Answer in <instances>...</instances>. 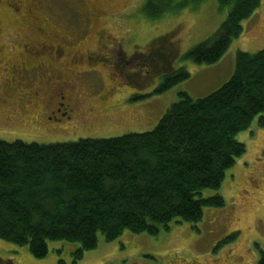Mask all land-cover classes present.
Returning <instances> with one entry per match:
<instances>
[{
  "label": "trees",
  "instance_id": "16d2710c",
  "mask_svg": "<svg viewBox=\"0 0 264 264\" xmlns=\"http://www.w3.org/2000/svg\"><path fill=\"white\" fill-rule=\"evenodd\" d=\"M203 0H147L142 13L157 20ZM226 9L212 38L183 58L214 64L243 32L261 0H217ZM170 37V36H167ZM166 37V38H167ZM190 74L179 68L155 91H167ZM154 129L107 138L38 144L0 139V239L28 246L35 258L49 241L77 243L75 260L124 230L157 235L169 223H196L204 207L219 208L225 172L245 153L236 139L255 117L264 126V47L237 50L230 79L198 99L180 92ZM264 264V254L258 262Z\"/></svg>",
  "mask_w": 264,
  "mask_h": 264
},
{
  "label": "rangeland",
  "instance_id": "374dc122",
  "mask_svg": "<svg viewBox=\"0 0 264 264\" xmlns=\"http://www.w3.org/2000/svg\"><path fill=\"white\" fill-rule=\"evenodd\" d=\"M55 1L57 4L62 2L63 5H57ZM146 1L90 0L91 4L97 5L109 15L123 7H132L131 15H113L102 18L97 23L99 26L104 25V30L112 37H121L120 32L127 35L124 40L119 39L120 42L124 41L127 48L135 45L139 46L140 52L147 53L150 42L170 36L165 39L170 47L167 49L165 46L161 57H165V63L171 64L173 70L185 68L190 74L188 79L157 94L155 91L162 84V79L154 76L152 72L150 75L145 73L148 86H130L129 92L125 77L117 72L116 78L124 88L123 95L134 98L132 104L144 98L148 101L147 105L137 107L138 109L96 111L87 116L81 122L82 125L72 132H52L47 129L31 131L17 123L10 128L0 120V139L9 143L21 140L28 144H51L76 141L79 138H107L128 132L150 131L171 104L178 100L180 92L187 93L193 99L213 93L233 74L237 50L252 53L264 47V43H258L264 36V0H261L259 8L252 15L258 12L256 17L247 23L246 32L243 31L238 38L233 39L225 54L214 64H196L183 56L196 45L212 38L224 22L226 9L221 10L217 0H203L195 8L184 7L178 13H166L154 21L146 18L141 11ZM27 2H32L33 13L45 20L47 30L50 28L51 31L69 32L74 23H80V17H83L75 11H82V6L72 0ZM13 13L14 11L11 13L0 7V52L7 57L20 54L24 42L27 41L24 36L27 29L23 22L24 17ZM249 19L251 17L243 21V27L244 22ZM117 22H122L124 28L117 27ZM89 46H96L93 36L88 43L85 41L77 45V49L84 53ZM67 48L75 49L73 46ZM101 48L96 49L98 53H109L117 57V46L110 51ZM168 51H171L169 56ZM109 54L106 55L107 58ZM109 61L105 62V67L98 66L106 89L113 86L108 77L111 71L107 68ZM149 64L154 68L151 60L144 68L147 71L150 70ZM139 66L140 63L133 60L129 68L138 70ZM81 86L87 88L85 83H81ZM91 96L96 99V95L91 93ZM132 104L129 101L127 103ZM236 139L245 145V153L225 172L218 189L206 188L201 192L202 198L219 194L224 200V206L204 207L200 221L192 224H177L173 221L169 223L168 231L161 227L157 235L124 230L110 242L105 241L99 234L97 247L85 251L78 260L73 255L78 247L77 243L49 241L47 255L35 258L29 252L28 246H19L0 239V264H8L10 260L13 264H132L139 260L144 262L142 264H259L261 251L264 254V126L259 125V117H255L247 129L238 132Z\"/></svg>",
  "mask_w": 264,
  "mask_h": 264
},
{
  "label": "flooded vegetation",
  "instance_id": "af4514ba",
  "mask_svg": "<svg viewBox=\"0 0 264 264\" xmlns=\"http://www.w3.org/2000/svg\"><path fill=\"white\" fill-rule=\"evenodd\" d=\"M44 1L52 3L54 0ZM72 1L82 6V11L74 9L83 17L77 16L81 18V22H75L71 31L63 33L45 28V20L33 13V1L29 4L27 0H0V7L11 13L14 11L13 14H18V17L21 15L24 17L23 22L27 28L24 33L27 41L24 42L20 54L7 57L0 52V120L10 128L17 123L31 131H40L39 129L52 132L76 131V128L82 125L81 122L96 111L138 109L137 107L148 104L144 98L132 104L134 98L123 95L124 88L116 78L117 72L125 77L127 89L130 86L146 88L148 86L146 74L150 75L151 72L162 81L176 72L171 64L165 63V57H161L165 46L167 49L170 47V44L166 43V38L150 42L147 53L140 52L139 46L127 48L124 41L120 42V38L124 40L123 38L127 37L124 33L120 32L119 38L112 37L104 30V25L97 24L102 18L109 16L131 15V6L123 7L109 15L97 5L91 4L90 0ZM114 24L116 25L115 22ZM117 25L124 28L122 22H117ZM92 36L96 39V46H89L84 53L77 49V45L85 41L88 43ZM115 41L118 43L114 44ZM68 46L75 49L69 50ZM115 46L117 57L109 53H98L96 50L102 47L101 49L107 48L110 51ZM171 51L167 52L168 56ZM133 60L140 63V69L129 68ZM151 60L154 62L152 65L154 68L149 64L150 70L147 71L144 68ZM108 61L107 68L111 70L108 77L113 86L106 89L105 80L98 66L105 67V62ZM81 83H85L87 88H83ZM130 90L131 88L128 89L129 92ZM91 93L96 95L95 100ZM128 101L132 105H127ZM138 262L132 264L144 263L140 260ZM7 263L13 264V261Z\"/></svg>",
  "mask_w": 264,
  "mask_h": 264
},
{
  "label": "crops",
  "instance_id": "0c3cea01",
  "mask_svg": "<svg viewBox=\"0 0 264 264\" xmlns=\"http://www.w3.org/2000/svg\"><path fill=\"white\" fill-rule=\"evenodd\" d=\"M256 12V11H255ZM258 13V12H257ZM256 13V14H257ZM256 14L254 15V16H251V19H249V21H247V22H244V27H243V31H245L246 32V30H247V23H249L251 20H253L255 17H256ZM245 34V33H244ZM244 36V35H243ZM242 36V37H243ZM258 43H260V44H262V43H264V36L262 37V39L260 40V41H258Z\"/></svg>",
  "mask_w": 264,
  "mask_h": 264
}]
</instances>
